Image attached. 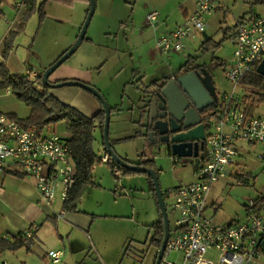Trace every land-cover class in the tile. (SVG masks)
Segmentation results:
<instances>
[{
  "label": "rangeland",
  "instance_id": "obj_1",
  "mask_svg": "<svg viewBox=\"0 0 264 264\" xmlns=\"http://www.w3.org/2000/svg\"><path fill=\"white\" fill-rule=\"evenodd\" d=\"M216 1L225 7L215 9L209 18L210 25L206 27L209 40L205 42L203 33L194 31L190 34L183 41V48L180 51L165 55L164 63L159 70L164 71L166 75L153 84L156 82L158 85V82L161 84L179 76L184 71L183 66L190 60V64H203L211 69L219 96L232 95L243 102L248 112L264 116V84L252 86L244 83L247 75L238 86H233L224 75L225 66L233 54L230 31L234 29L242 0ZM105 2L104 7L100 4V0L96 1L85 40L63 65H75L86 72L89 85L96 88L112 108L109 140L115 153L130 162L150 160L154 164V160L158 159V164L161 166L163 162L159 158L165 151V145L149 143L146 117L139 122L140 112L146 107H143L145 102L140 100L141 93L134 88L137 84L147 96V86L149 87L151 83L147 77L140 79L141 83L139 79L132 78L135 67L139 64L142 66L147 64V34L141 37L135 34L131 36L130 29L136 25V21L141 23L140 17L145 20L147 10H151L154 4L159 8L162 3L158 0H105ZM173 4L169 2L165 8L170 10ZM249 6H253L255 13L264 15V3L255 4L252 0L248 9ZM44 11L45 15L40 21L35 7L33 14L31 13L22 23L20 35L12 42L13 48L3 60L11 72L29 75L30 79L32 73L43 72L44 67L54 62L58 55L75 42L80 23L86 16L83 5L78 1L70 6L48 1ZM253 11L249 10L246 14L250 16ZM5 12L9 13V11ZM1 34L0 31V38ZM88 38L91 40L87 41ZM129 80L133 81L132 84H125ZM142 85L146 86L145 90ZM4 90L5 87L0 88V111L4 114H14L20 119L28 117L30 107L12 92L4 94ZM48 91L59 101L63 100L74 108L78 104L82 112H87L88 109L84 108L83 101L69 94L78 91L90 95L86 90L76 86H63L49 88ZM211 123L212 120L209 118L207 123L209 132L212 131ZM46 130L63 136L68 135L64 121L50 124ZM100 145V131H98L94 148L97 154L102 156L104 150ZM240 145L238 158L240 165L236 169L240 175L218 180L213 183L208 194V202L213 201L218 208L215 209L214 205L212 207L210 205L206 208V214L218 223L242 220L245 217L247 202L264 194V162L258 159L261 152L260 145L251 146L246 143ZM177 160L178 163H174L175 168H170L171 165L168 163L170 170L168 167V170L162 167V172L159 171L160 176L158 172L157 177L162 191L193 180L190 157H177ZM90 187H94L92 192L84 194ZM86 189L79 200L84 206H91V210H94L96 214L92 216L94 222L91 227L80 230V233L73 232L69 240H66V244L73 247L77 253L66 254L60 264H150L154 251L151 247L154 229L150 225L159 220V212L144 174H124L120 171L117 178L107 163L98 161L91 172V184ZM33 199L38 201L39 198ZM164 199L168 206L169 199ZM39 203L40 207L20 199L16 204L10 203L9 206L2 201L0 216L4 215L8 219L19 218L17 211L30 214L39 208L42 210L44 203L42 201ZM55 208L54 210H58L57 206ZM167 215L172 226L174 216L169 208ZM20 216V218L25 217V215ZM53 231L54 223L45 219L41 221L37 237H34L33 247L38 250L35 256L43 264H46L43 255L49 251L50 245L44 238ZM3 259L5 257L1 256L0 263ZM10 261L15 263L13 259ZM6 262L9 264L8 260Z\"/></svg>",
  "mask_w": 264,
  "mask_h": 264
},
{
  "label": "built area",
  "instance_id": "obj_2",
  "mask_svg": "<svg viewBox=\"0 0 264 264\" xmlns=\"http://www.w3.org/2000/svg\"><path fill=\"white\" fill-rule=\"evenodd\" d=\"M193 2L195 10L184 22L156 39V47L163 54L180 51L183 41L194 31L203 32L206 16L220 7L216 0ZM156 18V11L149 12L145 24L152 25ZM232 40L233 54L224 75L233 86H238L264 59V16L239 21ZM37 76L36 72L32 73L30 80L35 82ZM9 93L11 89L5 87L4 94ZM211 111L207 117L212 120V131L205 130L203 152L190 158L193 180L162 191L164 204V198L169 199L165 207L173 213L174 223L172 226L169 223L159 264H261L264 258V216L254 199L245 205L242 220L218 223L206 214L208 206L218 208L207 199L213 183L240 175L236 170L240 165V143L260 145L258 159L264 162V116L247 115L243 102L226 94L218 97ZM100 157L105 163L110 159L106 152ZM6 169H19L30 176L39 201L49 207L55 200H67L76 177L71 148L64 137L25 127L13 116L0 111V176ZM113 172L117 177L120 175L118 168ZM65 212L60 208L53 212V217L63 219ZM35 229L33 226L24 236L30 238ZM47 255L57 263L62 252L51 250Z\"/></svg>",
  "mask_w": 264,
  "mask_h": 264
},
{
  "label": "crops",
  "instance_id": "obj_3",
  "mask_svg": "<svg viewBox=\"0 0 264 264\" xmlns=\"http://www.w3.org/2000/svg\"><path fill=\"white\" fill-rule=\"evenodd\" d=\"M39 1H38V3H39ZM96 1L97 0H95V7H96ZM158 1H160L162 3V6H159V8L158 7L156 8V5L154 4V7L152 6L153 8L149 11L147 10V13L145 14V16H146L151 11L157 12V18H156V21L154 22V24L146 25L143 17H140L141 23L139 24L136 21V25H133L130 29L131 36L135 34V35L141 37V36L147 34V64L145 66H142V64H139L138 67H135L133 72H132V78L134 77L135 80L139 79L138 81L141 83L143 78L147 77V79H149V83H151V85L154 81H156L157 79H160V77H163L164 75H166V74H164V71L159 70V67L162 65V63H164L163 60L166 57L165 56L166 54H163L156 47V39L159 36L164 35L166 33H169L170 31L175 29L178 25L181 24L182 21H184V19L189 14H191L195 10V4H194L193 0H158ZM53 2H55V1H53ZM78 2H80L83 5L84 13L87 14L86 9L88 8V3L84 0H78ZM169 2H172V4L174 2L175 3L173 4L174 6L170 10H167L165 8V6H166V4H169ZM19 3H24V4H23V6H19ZM56 3L61 4L63 6H69V5L59 3V2H56ZM100 4H102L103 6L104 5L106 6L105 0H100ZM247 4L248 5L252 4V0H242V5H241L240 9L237 11V12H239V14H238L237 18L235 19V25L237 24V22L239 21V19L242 16H244L245 20H249L250 18H253L255 16L259 17L262 15V14H259V12L255 13V11H253V6L252 7L249 6V9H248ZM224 7L225 6L220 5L219 8L223 9ZM249 10L253 11V12H251L250 16L246 14L247 11H249ZM5 11H9V13H6ZM33 11H34V9L32 11H28L27 6L25 4V0H3L1 2V4H0V31L2 34H1V38H0V62H2L7 57V55L5 58L2 57V48L4 45L5 39L12 32H14L15 38L14 37H13L14 39L12 38L10 48H9V50H10L11 48H13L12 42L15 41L17 39V37L20 35L19 33L21 30L22 23L25 22V20L31 15V13L33 14ZM212 14L213 13L207 15L205 18L206 27H209V25H210L209 18H210V16H212ZM262 16H264V15H262ZM82 23L83 22L80 23L79 28H81ZM145 27H150V29L145 30L144 29ZM235 27L236 26H234V29L232 31H230V40H231L232 44H233L232 39H233ZM199 33H203L206 40L209 39L208 35L206 34V28L204 29L203 32H199ZM76 37H77V35H76ZM90 40H91L90 38L87 39V41H90ZM9 50H8V52H9ZM8 52H7V54H8ZM60 55H58L57 58ZM51 63H53V61L50 62L48 64V66ZM63 63L51 73V75L49 76L50 82H58V81H63V80H78V81L89 84V82H88L89 78H87L85 76L86 72H84L81 68H79L75 65H63ZM197 65H203V64H197ZM48 66H46V67H48ZM46 67H44V68H46ZM203 67L207 69V71L209 72V74L211 75V77L213 79L211 69H208L205 65ZM157 72H158L159 76H157L158 75ZM11 73L12 74H19V73H15V71H13ZM182 73H184V71ZM140 79H142V80H140ZM132 82H133L132 80H129V81H126L125 84H132ZM213 82H214V80H213ZM159 84L160 83L158 82V85ZM135 85H134V88H136V90L141 93L140 100L144 101L146 103V105L144 103V106H143V107H145V106L146 107L144 109H142V111L140 112L139 122L142 121L143 117H146L145 119L147 121V116H148V107L147 106H148L150 96L148 97V94L146 96L144 93H142V90L139 89V87H137V84H135ZM151 85L149 87H151ZM145 87L146 86H143V89ZM149 87L147 86V88H149ZM69 94H72L71 96L77 97L83 101L84 108L88 109L87 112H85V111L82 112L83 110L78 107L79 106L78 104L75 105V108L78 109L85 116L91 117L100 110V107H101L100 102L95 97H93V95L90 94V92L88 93L90 95H87L85 93L78 92V91H72ZM61 101L63 103H65V101H63V100H61ZM215 105H216V103L214 105H211L210 108L207 111H205V113H204L203 121H204L205 126H206L205 130L207 128L206 123L209 120V118L207 116L212 113L211 110ZM111 112H112V109L110 110V113ZM131 122L134 123L133 121H131ZM98 131H99V128H98V124L96 123L95 124V135H96V137H97ZM45 132H52V131L46 130ZM61 136L66 138L69 136V134L67 136H63V135H61ZM103 150H104V152H106L104 147H103ZM199 152H201V149H199ZM191 157H193V156H190V158ZM175 159H177V156L172 155L170 150L165 145V151H164L163 155L160 156V158H159V160H161L163 162L162 163L163 165L160 166L158 164V161H157L158 159L154 160L155 168L157 169L158 172L163 169L162 167H165L166 170H168V168H169L168 163L171 165L170 168L171 167L175 168L174 167L175 166L174 165ZM138 162H133V163H138ZM170 168H169V170H170ZM161 172H159V176L161 175ZM26 178L30 179V181H27ZM93 188L94 187L87 188L85 190L84 194L92 192ZM208 194H209V192H208ZM34 197L35 198L37 197V199L39 198V195H38L37 190L35 188L34 180L30 176L21 172L19 169H6L4 174L0 176V203H2V201H3L8 205L10 203L16 204L17 200L25 199V201H27V203H34V205L40 207L39 206L40 205L39 199L37 201L36 199H33ZM207 199H208V195H207ZM62 204H63V202H60L59 200H55L54 203L52 204V206L49 207V206H46L44 204V206H43L44 208L42 210L39 208V210H35V211L31 212L30 214L27 213L28 215L22 214V212L17 211V217L19 216V218H11V219L9 218L8 219L4 215L0 216V236L4 237L6 239H13L14 237L22 236L25 234L26 231L31 229L33 226L36 227V229L33 231V234L30 238L24 236L25 238L30 239V249L27 250L26 248L22 247L15 252L4 251V252L0 253V257L1 256L5 257V259H3L2 262L4 261L7 264L6 261L8 260L9 264H36V263L37 264H43L35 256L37 253L36 251H38V250L34 249V247H33L34 242L33 241H34V237L35 236L37 237V233L40 231L41 221H43L45 219L50 220L54 223V231L52 232V234H48L44 238L45 240L47 239V241L50 243L49 251L52 250V251H61L62 252L61 258L57 263H54L51 261V259L47 255V253H48L47 252L46 254L43 255L44 256L43 259H44L45 263L46 264H52V263L60 264L62 259L64 258V256L66 254L77 253V251L74 250L73 247H70L68 244H66V240H69V238L73 234V232L80 233V230L87 229L88 227H91V225L94 222L92 216H95L96 214H95L94 210H91V206L86 207L79 200L75 210H73V211L67 210L65 212L63 219H56L53 217V212H56L60 208H62ZM55 206H57L58 210H54V209H56ZM260 210L264 216V205L262 206V208ZM29 211H31V208H29ZM20 215H23V216L25 215V217L20 218L21 217ZM27 218H28V220H25ZM11 259L15 260V263L11 262L10 261ZM260 261H261V263H264V258L261 259Z\"/></svg>",
  "mask_w": 264,
  "mask_h": 264
},
{
  "label": "water",
  "instance_id": "obj_4",
  "mask_svg": "<svg viewBox=\"0 0 264 264\" xmlns=\"http://www.w3.org/2000/svg\"><path fill=\"white\" fill-rule=\"evenodd\" d=\"M94 10L95 0H88V11L75 42L44 69L42 81L49 88L76 86L90 92L100 102L104 111L102 137L109 158L128 171L146 173L151 177L164 229L154 263L159 264L169 233V220L156 173L149 167L128 163L115 153L109 140L110 107L96 88L78 80L49 81L51 73L69 58L82 42ZM196 66L200 68L182 73L159 85L152 83L147 89L150 96L147 106L149 107L147 116L149 142L152 145L157 143L166 145L171 154L177 157H190L198 154L203 145L206 127L203 121L204 115H201V112L212 105L215 96L211 75L203 66ZM256 72L264 76V59L257 66ZM262 244L264 245V240Z\"/></svg>",
  "mask_w": 264,
  "mask_h": 264
},
{
  "label": "trees",
  "instance_id": "obj_5",
  "mask_svg": "<svg viewBox=\"0 0 264 264\" xmlns=\"http://www.w3.org/2000/svg\"><path fill=\"white\" fill-rule=\"evenodd\" d=\"M2 1L3 0H0V4ZM48 1H55L70 6L78 0H40L38 4L36 3L37 0H25V4L27 6L28 11H32L33 9H35V7H37V11L40 16V21H42L45 15L44 7ZM84 1L88 3V0ZM253 3H264V0H253ZM87 11L88 8L86 9V13ZM243 20H245L244 16L239 19V21ZM13 36L14 32H12L4 41V45L2 48L3 58H5L7 55ZM83 40H85V37ZM208 40L209 39L205 40V42ZM189 66L190 60L186 65L183 66L184 71H188ZM246 76L247 78L244 81V83L246 84L252 86H261L262 84H264V76L259 75L256 70L247 73L243 77V79ZM4 87H9L11 89V92L19 100L23 101L27 106L30 107V114L26 118L20 119L17 118L14 114H10L14 118H16L19 123H21V125L25 127L32 126L40 131L45 132L50 124H55L59 121L65 122L66 130L69 136L64 138L71 148V156L76 166V177L72 188L68 191L67 200L63 201L62 208L65 211L75 210L81 194L86 189V187L91 184V172L94 165L96 164V162L101 161V157L97 154L94 148V143L97 140V137L95 135V124L97 123L100 131V143L104 147L102 137L104 111L102 105L100 104V110L93 116H85L78 109L59 101L57 98H55L49 93V87L46 86L42 81V72L38 74L37 80L33 82L30 80L29 75L12 74L2 61L0 62V88ZM111 109L112 108H110V110ZM245 112L247 115H252V113L248 112L246 109ZM122 159L131 164L149 167L158 176V171L150 160H140L138 163H133L124 158ZM107 164L112 170L114 168H118L124 174L137 173L128 171L127 169L118 166L111 159H109ZM143 174L148 183L149 190L152 191L155 197L151 177L146 173ZM254 201L257 205V208L261 209L264 205V194L255 198ZM158 212L159 220L152 223L150 226L154 229V236L159 238L158 242H156L155 244L160 247L164 229L159 208ZM22 236L14 237L13 239H6L0 236V253L4 251L15 252L22 247L29 250L30 239L25 238L24 235ZM153 241L154 239L152 240V243Z\"/></svg>",
  "mask_w": 264,
  "mask_h": 264
},
{
  "label": "flooded vegetation",
  "instance_id": "obj_6",
  "mask_svg": "<svg viewBox=\"0 0 264 264\" xmlns=\"http://www.w3.org/2000/svg\"><path fill=\"white\" fill-rule=\"evenodd\" d=\"M196 65H197L196 63H192V64H190L188 71H190V70H194V69H199L200 67H194V66H196ZM185 72H187V71H184V73H185ZM212 82H213V79H212ZM213 85H214V82H213ZM214 87H215V85H214ZM218 97H219V94L217 93V90H216V88H215V96H214V98H213V103H212V105H214L215 103H217V101H218ZM210 106H211V105H210ZM210 106H209L207 109L203 110V111L201 112V115H204L205 111H207V110L210 108ZM151 130H152V129H150V131H151ZM148 131H149V130H147V132H148ZM157 137H160V136L157 135ZM200 149H201V150L204 149V142H203L202 147H200ZM153 239H154L155 242L153 241V243H152V240H153ZM152 240H151V247L154 249V251H153V253H152V259H151V263H150V264H154V263H155L156 256H157V251H158V249H159V247L155 244L156 242H158L159 238L153 236Z\"/></svg>",
  "mask_w": 264,
  "mask_h": 264
}]
</instances>
